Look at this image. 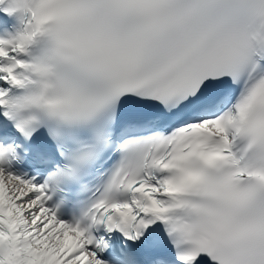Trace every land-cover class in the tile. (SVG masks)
<instances>
[{
  "label": "snow or ice",
  "instance_id": "1",
  "mask_svg": "<svg viewBox=\"0 0 264 264\" xmlns=\"http://www.w3.org/2000/svg\"><path fill=\"white\" fill-rule=\"evenodd\" d=\"M0 12V264H264V0Z\"/></svg>",
  "mask_w": 264,
  "mask_h": 264
}]
</instances>
